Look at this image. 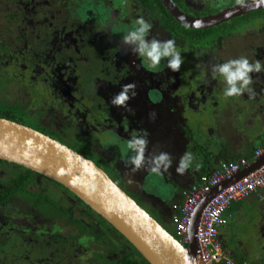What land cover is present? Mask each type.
Returning a JSON list of instances; mask_svg holds the SVG:
<instances>
[{
    "label": "flooded vegetation",
    "instance_id": "flooded-vegetation-1",
    "mask_svg": "<svg viewBox=\"0 0 264 264\" xmlns=\"http://www.w3.org/2000/svg\"><path fill=\"white\" fill-rule=\"evenodd\" d=\"M171 1L180 11L191 17L216 14L224 8L241 2V0H236L234 4L223 7V5L217 6L219 1L211 0L207 4V9H202L192 8L183 0ZM15 2L16 5L23 8L20 21L24 22L30 16L32 17L30 20L35 23L33 15H37L36 8L39 4L36 5L34 0H25L24 3L15 0ZM31 4H35L37 7L30 8ZM123 5L124 11L130 14L128 13V17L122 18L121 27H113V32L106 15L93 14V16L88 13L89 9L84 11H88V16L82 21L80 18H76V15L73 19H69L66 13L59 10V16L52 15L50 20L35 24V26L45 24L44 35L46 34L47 44L49 43L47 40H50L48 35L51 36L53 33L55 49L60 52L73 53L68 60L69 64L62 63L63 65H60L56 52L54 54L52 52V55L50 50L45 55L40 54L38 58L36 50L41 51V48L32 47L22 32H17L18 36L15 40H11L9 35L12 34V30L5 31L7 40L0 38V84H4L5 90L8 88L13 93V96L10 97V103L13 104L9 106L13 108L12 113H20L21 110H25L28 116L30 114L32 120V123H29L23 119L26 114L21 112L19 117L22 120L16 119L15 122L31 127L66 145L94 162L113 182L110 174H115L116 181L114 183L120 182L123 185L121 176L114 169L118 160L116 148L120 145L127 146L128 142L125 141L132 139L126 132L128 129L126 130L124 127L128 126L131 131V129L138 130L140 126H148L147 139L149 143L145 153L147 158L150 159L154 156V150L162 153L172 148L176 152L177 148H174V142H178L179 145L178 152L175 153L176 158H179L180 154L183 155L180 147L187 144L190 139L189 135L192 133V128L186 127L187 120L182 119L186 112L196 117L210 118L207 127H204L205 145L210 144L212 140L221 138L220 133L224 131L225 125L229 126V129H232V125L234 129H241L239 124L242 123V119L245 122V119L259 117V121L254 125L264 121V83H261L264 81V77L261 81L259 78H253L250 87L254 90V94L245 92L240 96L225 97L224 78L218 73L212 72V67L215 64H223L241 56L246 57L252 63L260 60L264 66V21L257 20V16H248L241 24L242 26L237 25L231 32L219 30L208 37L205 35L197 38L174 26V28L171 27L172 29L167 28L166 21L169 13L162 4L165 11L153 0H128ZM45 6H49L46 1ZM213 7L214 9H212ZM73 8L75 9V7ZM83 8V6L77 7L78 10ZM145 10L151 13L152 19V28L146 39L155 38L159 41L174 39L177 51L184 58L179 72H172L168 68L167 58L162 71L145 70L142 61L144 58L133 54L130 46L121 43L122 36L137 27L135 21L141 16L143 17ZM211 10L212 12H210ZM112 14V19L119 20L120 12L112 11ZM54 17L60 18L56 20ZM93 21L95 22L93 23ZM37 22L38 20H36ZM58 22H61L59 27L54 26V23ZM257 25L262 28H258ZM45 46L46 44L43 47ZM96 52L104 53L102 58L107 60V64L103 68L101 67L104 73H110V68H114L116 71L112 75L114 81H107L103 78L104 76L99 77L100 72L98 74L94 71L90 72L89 67L79 68L80 63L84 65L90 63V56ZM110 52H114V54L109 56L107 53ZM93 58L96 57L93 56L91 59ZM255 74L257 75V73ZM129 83L136 84L137 92L135 98L128 102V107L131 110L111 105V98L121 91V85ZM257 87L258 90L255 89ZM26 104L29 107H26ZM10 110L12 109L10 108ZM153 113L154 116L151 115ZM124 115L135 116L137 122L132 124L127 122V119L122 121ZM113 117H116L117 120L119 118L117 123L111 119ZM174 123H178V125L175 126ZM161 125L164 126L159 128ZM108 129L122 135L121 143L112 144L111 152L101 146L103 134ZM247 129L244 126V129L241 130ZM178 130H181L180 136H178ZM212 131L214 133L210 136ZM6 163L2 164L3 167L0 165V169L10 167L9 172H6L5 178H7H0V245L15 243L16 239L19 242L29 243L38 238L35 235L49 225L55 228L59 226L60 229H68L73 226L75 230H85L86 234L91 237L94 254H92L93 258L90 264H97V262L109 264L108 262L116 259L115 257L109 259V257L114 252L117 254V248L124 252L125 245L119 244L116 239L110 237V234L104 238L105 240L101 239V243L98 242L96 229L100 224L96 222L95 212L85 203L83 204L88 209L80 205L77 201L79 198L66 188L58 186V183L56 184L52 180L48 182V189L45 192H41V186L34 185L32 182L27 186L28 192H37L39 195L46 194L48 196V193L52 192L54 204H57L60 209L58 213L53 210L56 208L52 205V200L50 206L44 202V206H42L30 203L29 195L25 199L20 195L8 193L10 183L19 178L18 175H24L26 168ZM103 164L110 168L108 172L103 169ZM150 167L151 165L146 162L145 167L137 171V175L140 176L142 172L150 170ZM2 171L5 170L2 169ZM33 178L34 181L43 184L47 177L35 172ZM119 187L138 205L141 202L149 206L159 219L166 223L170 214L160 213L161 209L165 210L163 205H148L124 185ZM173 203L166 205L169 209L171 206L172 209ZM167 211L169 212V210ZM22 232L23 234L20 235ZM107 245H115L116 248L106 250ZM100 249L104 250L103 254Z\"/></svg>",
    "mask_w": 264,
    "mask_h": 264
},
{
    "label": "rangeland",
    "instance_id": "rangeland-1",
    "mask_svg": "<svg viewBox=\"0 0 264 264\" xmlns=\"http://www.w3.org/2000/svg\"><path fill=\"white\" fill-rule=\"evenodd\" d=\"M17 1H20V3L25 2V0H17ZM34 1L36 5L39 4L38 7L35 4H31V7H30V8L32 7L38 8V9L36 8V10H38L37 15H33V17H35L34 18L35 23L30 20V18H32L30 16L28 17V20L24 22L20 21L22 13H23L22 11L23 8H21L22 6L19 7L18 5H16L17 3L15 2V0H0V38H4L7 40L6 33H5L6 30H12V34L9 35V38L11 40H15V38L18 36V34H16L17 32H22L23 36L25 38L27 37V41L29 42V44H31L32 47L38 46L41 48V51L36 50L37 51L36 55L38 56V58L40 54L45 55L46 53H49V50H50L51 54L52 52L53 54L56 52V57L58 58L60 65H63L62 63L69 64L68 60H70V56H72L73 53L71 54L68 51L60 52L57 49H55L54 47V43H55L54 36L55 35L53 33L51 36L48 35L50 40H47V42H49L47 44L45 40L46 34L44 35L45 24L42 26L41 25L35 26V24L42 23L44 20H50L51 19L50 17L52 15L59 16L60 14L59 10L66 13L67 18L69 19L71 18L73 19V17L76 15V18H80V21L87 19L88 13L91 15L101 14L103 16L106 15L105 17L107 18L109 26L110 28H112L111 30L113 32V27L114 26L121 27L120 24H122V21H123L122 18L128 17L130 14L129 12L124 11V5H123L128 0H34ZM45 1L48 2L49 6H45ZM209 1L211 2V0H183V2L190 4L192 8L194 7V8H202V9H207V4L209 3ZM217 1H219L217 6L223 5V7H227V5L234 4V1L236 2V0H217ZM82 6L84 7L82 10L77 9V7L80 8ZM73 7H75V9ZM212 9H214V7ZM86 10H88L89 12L88 11H87L88 13L84 12ZM112 11L120 12L119 20L112 19V16H113ZM210 12H212V10ZM57 18H60V17H54V19L56 20ZM143 18L145 19L146 22H149L152 25L151 13H149V11L145 10V12H143ZM36 20H38L37 23H36ZM94 22L95 21H93V23ZM60 23L61 22L54 23V26L57 25L59 27ZM258 28H262V26H258ZM45 44L46 46L43 47ZM89 54L90 52L88 53V55ZM107 54L109 56H112L114 52H110ZM93 56H95L96 58L91 59ZM103 56H104V53L96 52L95 54L90 56L91 57L90 63H88L87 65L86 63L85 65L83 63H80L79 68L82 69L83 67H87V68L89 67L90 72H93V71L97 72L96 74L100 72L99 77L104 76L103 78H105V80L114 81V78L112 76L114 73H116L114 68H110V73H104V70H101V67L103 68L105 64H107V60H104L102 58ZM165 60L166 58L161 60L158 68L150 69L148 67L147 59L144 58L142 60L143 68L149 71L150 70H161L162 71L165 65ZM251 75H253V78L254 77L259 78L260 81L263 80L264 66H262V71L260 73H257V75L255 73H252ZM261 83H264V81H261ZM255 89L258 90V87ZM11 96H13L12 91H9L8 88H6L5 90V85L0 84V107L6 108L8 106L7 109L9 108L10 110L11 107L9 106L13 104V103H10ZM28 104H26L25 106L29 107ZM21 112H24L26 114L23 117V119H25L29 123H32L30 114L28 116L25 110L23 111L21 110ZM20 113L14 112V114H16L17 116H20ZM111 119L114 120L116 123L119 120V118L117 120L116 117H113ZM125 119H127V122H130L132 124L137 122V119L135 116L128 117L124 115V117H122L121 120L125 121ZM182 119L187 120L186 127L189 126L190 128H192L191 129L192 133L189 135L190 137L189 144L192 145V147L195 150L194 156H193L194 157L193 165H195L197 162V157L201 156L202 152H205L206 150H208L206 148L203 149L201 147L205 145V139L203 137L204 127L210 121V118L202 117V116L196 117L195 115L188 114L186 112L185 114H183ZM257 121H259L258 117L250 118V120L245 119V122L242 119L241 120L242 123L239 124V127L241 129L242 128L244 129V126H246L249 129L255 126L256 130L263 131L264 123L254 125ZM174 125L177 126L178 123L176 124L174 123ZM235 125L237 126L236 123ZM163 126L164 125H161L159 128ZM147 127L148 126H144V127L140 126L138 130L131 129L130 131V129L127 126V127H124V129L126 130L128 129V131L126 132H128L131 138H133L134 136H137V135H147L148 136L149 130ZM177 132H178V136H180L181 130L180 131L178 130ZM121 136L122 135L117 134L113 131H110L109 129L106 130V133L103 134V137H102L103 139L101 142L102 148L111 152L113 148L112 144L121 143L120 141ZM125 142H128V141H125ZM255 142L259 143V140ZM184 146L186 147V144ZM184 146L180 147L181 153L183 152V149L185 148ZM187 149L190 150V148L188 147ZM116 150L118 151V160L115 164L114 170H116L117 174L121 176L124 187H126L128 190H131V192L136 193L137 196L144 203L148 205H153V204L155 205L158 204V206L163 205L164 206L163 209L165 210L161 209L160 213H163L166 215L169 213L170 215L167 217L168 219L173 214L172 213L173 210L171 209V206L169 209V207H167L166 204L169 203L171 205V203H173L172 201H175V199H177L175 198L176 195L177 197L180 196V192H177V189H175V187H179V186L177 185L173 186L169 184V182L166 181V178L165 179L161 178L163 176L162 173L155 174L151 172L149 169L146 170L145 173L142 172L140 176L137 175V172H132L131 166L125 165V161L130 156L134 155V153L131 150L127 149V146L124 147L122 145L118 146ZM160 153L161 151L156 152L154 150V155L156 154L158 155ZM163 153H168L172 157V172L167 177H169V180H174L176 177L175 175L177 174L175 169L179 162V158H176V154H175L177 153V151L174 152L172 148H170L164 151ZM1 167H3V165ZM102 167L107 172H108V169H110L104 164ZM9 168L10 167L0 169V175H2L0 178H5L6 172H9ZM2 169H4L5 171H2ZM110 176L115 182L116 181L115 174H110ZM183 180H184V183L181 186L182 188H184L185 185L187 184L189 185L190 183V182H187L186 179H183ZM185 181L187 182V184H185L186 183ZM116 184L123 187V185L120 182H116ZM35 197L36 195L31 196V200H35ZM48 197L52 200V203H54V196L52 192L48 193ZM39 201H40V198H39ZM140 205L153 218H155L167 231H169V233L173 237H175V232L173 228L170 225L164 223L162 220H160L154 210L150 209L149 206L144 205L141 202H140ZM167 210H169V212ZM74 212L76 213V211ZM253 217L254 216L252 215H248L246 218H244L243 221L239 223L238 222L234 224L230 223V226L228 228L229 229L231 228L230 229L231 234L234 236L232 238L229 237L228 240L223 239V243H225L228 246L227 248L235 250L236 247H239L241 245L245 247L246 249H250L253 246H255L256 248V247H259V245H264V238L256 237L258 236L257 229H255V225H254V221L256 219ZM58 227L55 228L51 225L47 226L46 229L40 230L39 231L40 233L35 235L38 238H35L33 241H30L29 243L22 242V241L19 242L17 241L18 239H16L15 240L16 244L12 243V244H7L3 246L0 245V264H90V261L92 262V258H93L92 254H94V252L91 247V244H92L91 237L86 234L85 230H77V229L75 230L73 226H71L68 229L66 228L60 229V227L59 228ZM22 234L23 232L20 235ZM24 238H27V237H24ZM117 250L119 249L117 248ZM100 251L102 252L101 254L104 253L103 249H100ZM119 251L121 252V250ZM114 257L115 258L118 257V255L115 252L111 254L109 259L114 258ZM97 264H100V263L97 262Z\"/></svg>",
    "mask_w": 264,
    "mask_h": 264
},
{
    "label": "water",
    "instance_id": "water-1",
    "mask_svg": "<svg viewBox=\"0 0 264 264\" xmlns=\"http://www.w3.org/2000/svg\"><path fill=\"white\" fill-rule=\"evenodd\" d=\"M159 1L178 23L192 29H208L264 9V0H244L216 14L191 17L180 11L171 0ZM0 160L39 173L62 185L115 228L149 264H204L196 240L203 207L222 188L264 165V153L198 202L189 221L187 247L181 245L94 162L31 127L1 117Z\"/></svg>",
    "mask_w": 264,
    "mask_h": 264
},
{
    "label": "built area",
    "instance_id": "built-area-1",
    "mask_svg": "<svg viewBox=\"0 0 264 264\" xmlns=\"http://www.w3.org/2000/svg\"><path fill=\"white\" fill-rule=\"evenodd\" d=\"M263 153L264 150L256 149L250 159L220 162L188 187L181 189V199L173 203V214L170 216L175 238L181 245L187 247L189 243V221L198 202L223 181L247 168ZM249 197L264 199V165L222 188L203 207L196 229V240L204 264H249L236 262L234 251L224 247L219 238L220 230L228 225L227 212L230 206Z\"/></svg>",
    "mask_w": 264,
    "mask_h": 264
},
{
    "label": "clouds",
    "instance_id": "clouds-1",
    "mask_svg": "<svg viewBox=\"0 0 264 264\" xmlns=\"http://www.w3.org/2000/svg\"><path fill=\"white\" fill-rule=\"evenodd\" d=\"M135 23L137 27L123 35L121 43L125 46H130L133 54H138L140 57L146 58L150 69L158 68L161 60L167 58L168 68L172 72H179L184 58L177 51L175 40L168 39L166 41H159L155 38L148 40L146 37L152 28L151 23L146 22L142 16ZM261 71L262 63L260 60L252 63L244 56L238 59H230L223 64H215L212 67L214 74L218 73L224 78L226 83V89L224 91L225 97L240 96L245 92L254 94V90L250 87L253 83L251 74L260 73ZM129 92H131V95H129ZM136 95L135 83L121 85V91L111 98L110 103L113 106L122 107L130 111L128 102L130 99L135 98ZM151 115L154 116V113ZM148 143L147 135H137L130 139L127 143V149L131 150L134 155L125 161V165L131 166L132 172H137L144 168L147 162L151 165V172L155 174H160L161 171L167 172L172 167L171 155L162 152L152 156L150 159L147 158L145 153ZM193 161L194 157L192 153L185 152L179 159L175 169L176 173L178 175H184L192 167ZM196 167H200V164H197Z\"/></svg>",
    "mask_w": 264,
    "mask_h": 264
},
{
    "label": "crops",
    "instance_id": "crops-1",
    "mask_svg": "<svg viewBox=\"0 0 264 264\" xmlns=\"http://www.w3.org/2000/svg\"><path fill=\"white\" fill-rule=\"evenodd\" d=\"M259 118V117H258ZM259 123H264L259 122ZM257 123V124H259ZM206 126V125H205ZM207 127V126H206ZM232 128L234 126L232 125ZM206 129V128H205ZM255 129V130H254ZM232 131H236L237 133H241L242 138L240 136L232 138L228 137V132L231 133ZM256 128L255 126L252 128L247 129V131H243L241 129H229L225 128L224 131L220 133L221 138L218 140H212L210 144L203 146L201 148L208 149L205 152H202L201 156L197 157V162L195 165H192L191 168H189L184 175H175L174 180H169L170 173L172 172V167L167 171L162 173L161 178H167L166 181L169 182V184L179 187H175L177 189V192H180L181 189H183L181 186L184 183L183 179H186L187 182L193 183L195 180L199 178L200 175L206 173L207 171L211 170L212 168L216 167L220 162L226 161H237L240 158H245L243 156L244 154V148L246 145L252 144V147L254 148V151L256 149H262L264 150V137L263 134L260 133L262 130H259L258 132H255ZM213 131L210 133V136H212ZM258 134V135H257ZM235 136V135H234ZM259 143L255 142L258 141ZM261 140V141H260ZM191 142V141H190ZM255 142V143H254ZM175 144V145H174ZM173 146L174 148H177L178 152V142H174ZM190 148L189 149H187ZM188 150V151H186ZM190 152L194 156V148L192 145L189 144V141L186 144V147L183 150V155L185 152ZM254 153V152H253ZM253 153L248 159H250L253 156ZM179 155V159L181 156ZM197 164H200V167H196ZM166 175V176H165ZM185 181V182H186ZM187 182L185 184H187ZM189 185H185L184 188L188 187ZM179 197V198H178ZM176 195L175 201L180 200V196ZM172 201V202H175ZM228 225L225 228H222L219 232V238L222 240H228L229 237L232 238L234 235L231 234V228L228 227L231 224H234L236 222H241L246 218L248 215L254 216L256 220L254 221L255 229H257L258 236L256 237H262L264 238V199L258 200L255 197H249L245 200H242L240 202L234 203L230 206L228 210ZM163 216V215H162ZM163 218H165L163 216ZM166 219V218H165ZM166 224H168L166 220ZM229 229V230H228ZM234 251V259L238 263L242 262H248L249 264H264V245H259V247L253 246L250 249H246L243 246L236 247V249H232Z\"/></svg>",
    "mask_w": 264,
    "mask_h": 264
},
{
    "label": "trees",
    "instance_id": "trees-1",
    "mask_svg": "<svg viewBox=\"0 0 264 264\" xmlns=\"http://www.w3.org/2000/svg\"><path fill=\"white\" fill-rule=\"evenodd\" d=\"M153 1L157 5H159L161 9L164 10V8L162 7V5L160 4V2L158 0H153ZM248 16H251V17L257 16V20H259L260 22H263L264 21V9L253 11V12L246 14L242 17L235 18L233 20H230L227 23L221 24L219 26H216V27H213V28L207 29V30L188 29L185 26L178 24L174 20V18L172 16H170L169 14H167L168 20L166 21V24H167V28H169V29H172L171 27L174 26V27H176V29H178V30L180 29L186 33L189 32L192 35V37L195 36L198 38V37H202L205 35H207V37H208V36L212 35L214 32L219 31V30H221V31L226 30L228 32H231L233 29H235L234 27H236L237 25L240 26L245 21V19H247ZM7 107L6 108L0 107V112L1 113L4 112L2 114L0 113L1 118L13 120V121H15L16 119L22 120L19 116L12 113V111H13L12 107H11L12 110H9V108L7 109ZM226 124H228L227 121H226ZM225 128H229V126L225 125ZM232 129L234 130V128H232ZM245 131H247V130H245ZM255 132H258V130H256ZM236 133H237L236 131H232L231 133L228 132V137H231V139L235 138ZM260 133H262L264 135V132H260ZM241 135H242L241 133H237V136H240L242 138ZM243 150H244L243 156L247 159L254 152V148L252 147V144L246 145V147ZM0 164H7V163L5 161L0 160ZM24 172H25L24 175H22V176L18 175L19 178H16V180L14 179L13 182L10 183L7 192L10 194L20 195V196L24 197L25 199L29 195L28 200H30V203H36V204L44 206L43 205V202H44L50 206L51 199L46 194L39 195V193H37V192H35V193L32 191L28 192L27 186L29 185V183L32 182V184H34V185L36 184L37 186H41V188H42L41 192H45L48 189L47 184H49L48 182H51V180L46 178V180H45L46 182L43 184H40V183L34 181V178L32 179V176L35 174V172L27 170V169H25ZM57 185L64 188L60 184H57ZM33 195H36L35 200H31V196H33ZM39 198H40V201H39ZM77 201L80 205L84 206V208L86 207L88 209V207L85 204H83V202H81L79 199H77ZM52 205H54V208H56V209H53L55 211V213H58V210H60V209L57 206V204L52 203ZM65 217H66V214H65ZM95 218H96V222H99V224H100L99 228L96 229L97 230L96 238H97L98 242L101 243V239H102V241L105 240L104 238L107 237L108 234H110V237H112L113 239H116L119 242V244L123 243L125 245L124 252H120L119 250H117L116 252H117L118 257H116V259L112 260V262L111 261L108 262L109 264H149L141 256V254L115 228H113L106 220H104L101 216H99L96 213H95ZM167 222H168V225H170L174 230V227L170 222V218L167 219ZM221 242H222V240H221ZM222 244L224 247H228L225 243L222 242ZM106 248H107L106 250H110V249L113 250L116 248V246L115 245H112V246L107 245Z\"/></svg>",
    "mask_w": 264,
    "mask_h": 264
}]
</instances>
